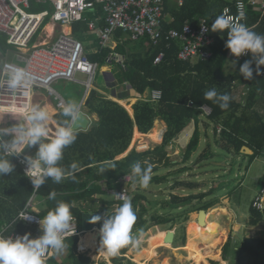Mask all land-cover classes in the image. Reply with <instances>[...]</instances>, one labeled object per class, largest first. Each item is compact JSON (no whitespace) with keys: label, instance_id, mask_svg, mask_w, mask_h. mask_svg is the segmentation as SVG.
Segmentation results:
<instances>
[{"label":"trees","instance_id":"obj_1","mask_svg":"<svg viewBox=\"0 0 264 264\" xmlns=\"http://www.w3.org/2000/svg\"><path fill=\"white\" fill-rule=\"evenodd\" d=\"M30 2L32 5L29 11L44 9L43 5L33 4V0ZM228 3L227 0H182L179 6H169L163 2V30L181 28L186 23L196 25L203 18L208 20L210 35L214 39L212 55L208 59L192 63L177 58L179 47L176 42L171 43L169 48H164L163 44L154 49L148 47L143 54L128 53L120 46L119 51L125 56V66L122 67V70L131 87L141 95L152 89H160L161 99L154 102L138 100L133 105L132 117L127 108L120 103L99 94L89 95L86 106L91 112L97 114L98 121L86 130L76 131L75 142L64 148L59 166L64 169L65 178L60 183H54L49 178L39 189L33 188L32 182L23 172L18 160L14 156L11 157V162L15 166L14 172L0 177V229L4 224H10L6 232L24 231L40 234L35 232L36 228L26 226L17 219L18 213L31 197L42 200L43 208L38 212L41 217L55 208L58 202L67 203L73 217L77 220L78 228L84 231L83 234L96 229L100 230L102 220L93 222V217L99 215L104 218L106 214H112L125 201L131 203L135 213V221L130 229L131 236L136 233L141 234L147 227L168 223L171 219L168 216L160 215L151 217L147 223L146 208L138 204L143 197L140 194H134L131 199L125 201L105 199L102 196L108 195L109 190L116 189L119 186V178L124 174L132 173V183L139 182V176L134 178L132 171L133 166L137 163L141 165L142 170H148V175L152 176V180L164 181L165 177L154 174L156 161L152 160L153 152H161L164 145L181 132L190 120H194L195 128L185 147V157L188 159L191 153L196 151L200 141L198 118L202 113L198 107L203 104L209 105L212 109L211 114L207 117L208 120L214 126L221 125L223 127L219 135L223 140L221 145L225 149L240 153L241 150L243 151L242 147L247 146L252 150V154L246 156L252 159L257 154L263 153L264 76L262 71L264 66H261V71L257 74L255 63H253V78L244 79L239 73V67L245 60L251 59L250 55L237 61L232 71L225 72L224 66L229 59L228 49L225 47L227 30L221 34L211 31L212 22L221 16L222 8ZM93 14L97 16L101 14L98 6ZM77 22L76 26L87 28L84 22ZM253 31L264 35V15ZM6 47H8L6 37L1 35L0 50H5ZM161 50L164 51V57L155 64L154 58ZM104 52L90 55L88 58L91 61L98 60L103 65L108 51ZM241 84L247 88L244 98L240 94L237 95ZM74 86L75 90L71 92L75 97L80 98L84 93V87L82 85ZM213 88L220 94L226 93L230 96L226 109H221L212 100L204 98L205 92ZM190 101L193 103L190 104ZM128 108L132 111L131 105L128 104ZM53 118L59 126L65 125V121L68 119L62 115L61 110L55 113ZM156 118L163 120L167 126L163 135V145L153 149H131L125 156L118 158L129 149L134 126L138 131L147 135L152 131ZM214 134H218L215 127ZM210 155L211 146L207 144L200 153L199 159H207ZM163 157H165V153ZM159 160L161 161L162 158L160 157ZM73 163L77 165L75 169L71 168ZM182 183L190 188L199 185L197 183ZM53 191L56 193L55 199H49V193ZM170 198L174 202L172 204H177L178 201L187 204L196 196L173 195ZM83 202L89 203V205L83 206ZM98 203H100V209L95 211L93 208L92 210L91 208ZM212 205V202L201 204L198 210L207 211ZM262 221H264L262 214L250 206L245 223L257 226ZM155 238V234L149 236L150 241ZM64 242L67 245L65 253H68L69 256L64 264H93V260L89 256L76 254L78 236L69 237ZM97 243L90 249H97ZM132 245L130 243L122 247L116 255H110L104 249L103 256L106 258L107 264H125L126 261L129 264L130 260L125 254ZM79 247L88 249L86 244ZM109 255L112 262L109 260ZM137 257L138 252H135L134 260L136 262ZM222 259L228 261L229 264H264V236H245L237 246L233 237L229 235L222 246ZM49 261L50 264H60L59 260L53 259V255ZM212 263L218 264L217 261H212Z\"/></svg>","mask_w":264,"mask_h":264},{"label":"built area","instance_id":"obj_2","mask_svg":"<svg viewBox=\"0 0 264 264\" xmlns=\"http://www.w3.org/2000/svg\"><path fill=\"white\" fill-rule=\"evenodd\" d=\"M48 2L52 5V11L47 10L32 13L27 11L30 0H0V32L8 37V42L15 46L16 61L5 60L0 66V113H15L27 115L32 107L34 89L43 88L56 100V107L62 108L65 105L63 97L54 90L53 83L58 79L77 81L76 74L87 75L83 82L86 88L91 86L97 71V64L91 61L86 55L82 42L73 34H60L55 42L50 45L33 44L29 48L32 36L41 28L46 16L57 24H69L84 20V13L88 9H94L97 4L103 5L104 27L99 28L94 22L88 24L89 29L95 32L102 43H105L116 30H122L129 34L132 40L147 37L155 45L171 42L180 44L177 58L182 61L196 62L208 59L212 55L213 37L210 35V28L206 19H201L196 25L186 23L181 28H170L163 30V2L164 0H37ZM181 4L182 0L178 1ZM222 15L236 24L246 23V9L243 0H236L234 8L225 6ZM26 48V49H23ZM251 54L242 55L239 58L230 53L228 57L239 61ZM164 57V51H160L154 58V63L160 62ZM120 60L117 54L108 57ZM9 66L24 68L31 76L28 86L23 89L10 91L4 86ZM264 76V69L262 71ZM160 89H153L150 92L149 100L158 101L161 99ZM193 102L190 101V104ZM203 116H209L212 109L209 105L203 104L198 107ZM223 127L216 125V131L221 132ZM148 149V148H146ZM138 150V149H137ZM139 150H145L139 148ZM22 152L14 156L23 172L26 174V164ZM31 181L30 177H28ZM132 173H127L119 178V186L111 190L116 201L129 199L132 186ZM251 207L259 211L264 218V185H262L252 200ZM21 214L28 215V219H20ZM38 212L33 205V197L25 207L18 213L17 219L26 226L36 228L35 232L40 233ZM10 224H4L0 229V236L15 238L23 236L24 231L6 232ZM83 230L78 228L75 217L70 224L65 239L72 236H80ZM30 238L38 236L37 233H29ZM53 254L49 249L45 254L46 264Z\"/></svg>","mask_w":264,"mask_h":264},{"label":"rangeland","instance_id":"obj_3","mask_svg":"<svg viewBox=\"0 0 264 264\" xmlns=\"http://www.w3.org/2000/svg\"><path fill=\"white\" fill-rule=\"evenodd\" d=\"M86 11L92 12V9H88ZM60 32H61L60 28L57 27L55 29V36L60 34ZM43 37L44 35L41 33L33 41H35V43L38 44ZM86 38L92 41L95 38V35L90 34L89 36L81 37V40L83 41L84 44H86L85 43ZM33 41L29 43L28 47H30ZM94 48L95 47H93L92 50ZM11 50H12L11 56H13L14 53L12 52H14L16 48L14 46H11ZM0 53L2 56L4 55L1 51ZM2 62L3 60L0 56V66L2 65ZM233 64L234 63H232L228 59L224 66V71L229 72L230 67ZM100 73L101 72H99V68H98L96 74H98L99 76ZM76 77L87 79V75L82 73H77ZM96 81L97 79L93 82L96 83ZM74 85L77 84L65 79H58L56 82L53 83V87L63 96H67V94L71 93L72 90H75ZM49 96L50 95H47L46 91L43 88L34 89L32 106L39 105L45 109H49L48 110L49 113H53V109H51L49 105L53 106L54 100ZM242 97H244V95H242ZM50 115H51V120L49 121L48 124V131H49V138H52L55 134V130L58 124L56 123L57 126L53 124V121L55 120L52 114ZM207 117L208 116L206 117L202 116L201 118L204 124L209 126L212 122H210ZM25 118L26 115L21 116L15 113L13 114L0 113V127H10L13 123H16L18 121L23 123ZM263 120H264V114H263ZM210 130L211 128L209 127V133L213 137V139H215L214 138L215 136L211 134ZM163 133L164 132L162 131L161 133L162 136ZM5 139H10V137H5ZM141 139L142 137L135 139L133 133L131 143L128 146L129 149L128 148L127 149L129 151L131 149L139 150V148L141 147L140 146L141 142L139 141ZM162 142L163 140H160L161 143L160 146L163 145ZM204 148H205V142L202 141L198 149L199 150L201 149L200 152H202ZM35 152H36V148L34 147L33 148L26 147L22 151V153L25 155H33V156L35 155ZM256 158L258 159L257 160L255 159V161L253 162L250 168V171L245 175V167L241 168L240 160L237 162V164H235L236 162L230 158V155L225 150H222L221 148H218L217 146H214L212 144L211 155L204 160V165L201 166L202 171L206 169L208 172L206 176L208 180L206 181V184L203 186V188H201V191L203 189L207 190L205 191V193H201L204 194V200H202V198L199 197L198 200L195 201L197 204H193L189 208L187 206H182L181 208H178L175 205L174 206L172 205V207H170L171 205L168 204L170 201L171 203H174L170 198L173 195L171 193H168L167 190L169 188H173V182H175V177L169 179L171 181V185H168V182L166 181L160 182L164 184L163 189H161L160 191L157 190V184L151 179L152 177L151 175L149 176L150 179L147 187L142 186L140 181L133 183L131 186L132 187L131 190H133V188L136 189L131 191L129 195V199H131V197L134 194H140L143 196L142 199L139 200L138 204L146 208L145 216L147 219V223H149L151 217L156 216L157 214L162 216H168L169 214H171V215H178V217H182V215L185 214V217L182 219V221H180L181 223H179L178 226L176 225L171 226L172 222L170 223L169 221L168 223L147 227L146 230L143 231L141 234L136 233L135 235H132L133 239L135 238L139 239L140 243L138 245H132L131 248L125 254L126 257L130 260L129 264H213L212 261H217L218 264H229L228 261H224L222 259V246L226 242L227 237L229 236V234H227V231L229 230L227 216L229 215L234 223L232 237L237 246L240 245L241 241L245 236H252V235L264 236V221L260 222L257 227L246 225L244 221L249 214V207L252 203V200L258 192L257 190L259 189L258 187L260 185L259 181L262 180V178H264L263 176L264 156L262 155V153H260L256 155ZM260 171H262L263 174L257 177V174ZM178 175L179 174L177 173V176ZM221 180L229 181L227 190H225L224 192L221 189H218V183ZM239 181H243L241 185H238ZM184 182L195 183L192 182L191 179H186ZM213 184L215 186V192L210 193L209 190ZM157 194H159L158 195L159 197L156 196ZM102 197L105 199L106 198L114 199L111 190L108 191V195H103ZM214 197H218V198L221 197V199H218L219 200L218 202L223 200L220 203H213V205L207 210L210 211L213 208L217 210L215 213H213V215L209 216V220L213 219L212 220L213 223L216 224V227L214 229L215 231L214 232L212 231L210 233L205 232V234L196 236L195 233L197 232V227L200 228L204 227L202 225H199L197 223V220H195L196 213L199 211L198 207H200L201 204H206L207 202H209L210 199H213ZM82 204L83 206L89 205V203L86 202H83ZM224 204L225 205L228 204L232 209L237 207V209L234 210L232 213L231 210L230 211L228 210L229 213L227 214L225 213L226 212L225 210L222 211L221 209L223 207L222 205ZM33 205L35 211L37 212H40V210L43 208V202L39 198L33 197ZM182 205H187V204H182ZM158 207H160V210L157 213ZM93 208L95 211L99 210L100 203L94 205L91 209L93 210ZM178 221H176L175 223H178ZM222 225L223 226L227 225L225 230L226 232L224 234L223 232H221ZM166 231H172L173 233H175V238L171 244H165L163 242ZM151 234L156 235V238L153 239L152 241L149 240V236ZM95 242L98 243H97V249L94 250L90 248L80 249L79 247L85 244L88 247H92L95 246L94 245ZM185 246L187 248H185ZM76 248H77L76 254L89 256L90 259L93 260V264H107L106 258L103 256L104 248L100 245V238L96 236L95 232L89 231L85 234H81L80 236H78V242ZM135 252H138L137 262L134 260ZM52 255L54 260L57 259L60 261V264H64L67 260L68 253H65V249L63 250V252L60 253H57L53 249ZM109 260L112 262L110 255H109ZM125 264H128L127 261L125 262Z\"/></svg>","mask_w":264,"mask_h":264},{"label":"clouds","instance_id":"obj_4","mask_svg":"<svg viewBox=\"0 0 264 264\" xmlns=\"http://www.w3.org/2000/svg\"><path fill=\"white\" fill-rule=\"evenodd\" d=\"M227 30L225 47L230 53L239 58L251 54V59L245 60L239 67V73L246 80L253 78V63L257 74L264 66V35L251 31L244 24H236L224 17L218 16L211 24V31L219 34ZM222 36V35H221ZM31 80L30 74L21 67L9 66L4 86L10 91L23 89ZM204 98L212 100L221 109L229 105L230 96L220 94L215 88L205 92ZM62 115L68 118L65 125L55 130L54 136L49 139L48 124L51 115L47 109L34 105L28 111L23 123H13L10 127H0V177L13 173L14 164L11 157L19 155L26 147L36 148L35 155H25L27 166L26 175L30 177L33 188L39 189L46 180L51 178L54 183H60L65 178V172L59 166L65 147L75 142L77 136L73 124L80 117V106L75 101H69L62 106ZM10 137V139H5ZM77 165L73 163L72 169ZM103 171V169H101ZM134 178L139 176L142 186L147 187L149 182L148 170H142L139 163L133 166ZM56 193L50 192L49 199H55ZM28 215L21 214L20 219H28ZM100 245L110 255H116L119 250L128 244L138 245L139 239H133L130 229L135 221V213L129 201H125L112 214L102 218L97 215L93 222L101 221ZM73 221L70 206L58 202L52 210L40 218V234L30 238L29 233L15 238L0 236V264H46L45 254L49 249L57 253L67 247L65 234Z\"/></svg>","mask_w":264,"mask_h":264},{"label":"crops","instance_id":"obj_5","mask_svg":"<svg viewBox=\"0 0 264 264\" xmlns=\"http://www.w3.org/2000/svg\"><path fill=\"white\" fill-rule=\"evenodd\" d=\"M178 1L179 0H165L164 2H166V5H169V6H179ZM227 1L229 3L225 6H229L230 8H234V2L236 0H227ZM243 1L245 3V9H246V23L250 26V30L253 31L256 29V27L258 26V24L261 21V18L264 15V0H243ZM33 4L43 5L44 9L37 10V11H29V8L32 5V2H30L29 7L27 8V11L32 12V13H38V12H41L44 10H47L49 12L52 11L51 3L38 2L37 0H33ZM97 6L99 7L100 13H101L98 16L93 14V12L96 10ZM97 6L92 10V12L86 11L84 13V20L80 21V22H84L86 24V27H87L86 29H83L79 26H76V24L78 22H73V23H69V24H57L50 18V15H48V16H46L41 28L32 36V38L30 40V42L33 41L37 36H39V34L42 33L44 35V37L41 39V41L38 44L50 45L51 43L56 41V39L59 37L60 34H63V33L64 34L65 33L70 34L71 33L74 36H76L82 42V44L84 46V50L86 51L85 53H86L87 57L90 55H93V54H98L101 51H105L104 53H107L106 51H108L107 57L105 58L106 59L105 63L103 65H101V63L98 62V60H93V62H95L97 64V69L99 68V72H101L99 76H98V74H95L93 81H95L97 79L96 83L92 81L91 86H89V88H86L83 84V82L86 79L76 77L77 81H72V82L76 83L77 85H82L84 87V93L80 98L75 97L72 92L67 94V96H63L60 92H58L52 86L54 88V90L56 92H58L63 97L66 104L69 101H75L80 106V111H82L83 114H85L87 116V118L89 119V124H88V127L86 129H88L91 125H93L95 122L98 121L97 114L94 112H91L88 109V107L86 106V100H87L88 96L91 94H97V95L99 94V95L104 96L105 98H108V99H111V100H114V101L120 103L122 106L127 108L129 114H131L132 117H133V105L140 99L148 100V98H149L151 91H147L141 95L140 93L135 91L131 87V85L128 83V81L125 77V74L123 73V70H122V67L125 66L124 65L125 56H124V53L119 51L120 46H122L123 49L126 50L128 53H141V54L145 53V51L148 49V47H151L152 49H154V48H157L158 46H160V45H158V46L153 45L147 37H142V38L137 39V40H132L129 37V34L127 32L122 31V30L114 31L111 34L110 38L105 43H102L101 39H99L98 35L95 32L91 31L89 29V26H88V24L90 22H94L99 28L104 27L103 5L97 4ZM221 15H222V10H221ZM256 17H257V19L255 20ZM204 19H206V18H204ZM207 22H208V20H207ZM57 27L60 28L61 32H60V34L55 36V29ZM90 34H94L95 38L92 41L90 39L86 38L85 39L86 44H84L83 41L81 40V37L89 36ZM1 35L6 37V41L8 43V47H6L5 50H0L4 54L3 55L4 57H3L0 53V56L3 60V62L5 60L16 61L17 49L14 52H12L14 54H13V56H11V51H12L11 46H14V45H12L8 42V37L6 34L0 32V36ZM89 41H91V42H89ZM171 43H173V42H171ZM33 44H36L35 41H33L31 45H33ZM28 45H27V47H28ZM163 45H164V48L170 47V46L166 47L164 43H163ZM177 45H178V47H180V44L177 43ZM93 47H95V48L92 50ZM23 49H26V48H23ZM163 50H161V51H163ZM111 54H117L119 56L120 60H122V61H117L115 58L109 59L108 57L111 56ZM229 60L232 63H234L230 67V71H232L234 69V67L236 66L237 61L232 60L230 58H229ZM188 62H191V61H188ZM196 62H198V61H196ZM192 63H194V62H192ZM103 66H105V67H103ZM46 94L49 95L47 92H46ZM239 94L241 96L244 95V97L247 94V88L244 87V85H242V84L240 85V88L237 91V95H239ZM49 97H51L54 100V105L53 106L49 105V107L51 109H53V113H50L53 116L55 113H57L62 108L56 107V100L54 99V97L52 95H50ZM32 103H33V99H32ZM128 104L131 105L132 111L128 108ZM47 110H49V109H47ZM263 114H264V109H263ZM21 116H23V115H21ZM202 116L203 115L201 114L200 117L198 118V128L200 130V141H199V144H198L196 151L192 152L188 159L185 157V147L188 144V142L191 138V135L193 133V130L195 128L196 123L194 120H190L181 132H179L176 136H174L171 139V141H169L165 146H163L161 152L155 151L152 154V160L156 161V164H154V166L156 165L155 166L156 170H155L154 174L159 176V177H161V176L165 177L167 179V180L165 179L164 181H159V182L153 180L157 184V190L158 191L163 189V186H164V184H162L160 182L166 181V182H168V185H171V181L169 179H172L173 177H175V182H173V188H169L167 190L168 193H171L172 195H176L179 197H185V196H190V195L196 196V198L189 201L190 203H187V205H182L184 203H182V202L180 203L179 201L177 204H172L171 202H169L168 204L171 205L170 207H172V205L173 206L175 205L178 208H181L182 206H187L189 208L191 205L197 204L195 201L198 200L199 197L202 198V200H204V194H201V193H205V191H207V190L203 189L201 191V188H203V186L206 184V181L208 180L206 178L208 172L206 169L203 171L201 169V166L204 165L205 159H199V156H200L199 154L201 153L200 152L201 149L199 150L198 148H199L200 143L202 141L205 142V146L207 144H210V146H212V144H213L214 146H217L218 148L225 150L230 155V158L236 162L235 164H237V162L240 160L241 161V164H240L241 168L245 167V175L250 171V168H251L253 162L255 161V159L256 160L258 159V158H256V156L253 159L250 158L249 156H246V155H249L252 153H250V151H248V150H246L247 152H245L244 146L242 147L243 151L241 150L240 153H236L233 150L225 149L224 146L221 145V142L223 140L221 139L219 133L217 132L218 134H214V127L216 128V125L214 126V124H212V123L209 126L205 125L202 118H201ZM53 124L57 126L55 121H53ZM153 126H152L153 129L151 128L152 131H150V132L148 131L149 133L147 135H145V133L138 131L137 127L134 126V130H133L134 137H135V139L142 137V139L139 142H141L140 146L144 149H146V148L153 149L155 147L160 146L161 145L160 140H163V136L161 135V133H162V131L165 133L167 130L166 123L163 120H161L160 118H156L154 120ZM209 127L211 128L210 132L213 136H215L214 137L215 139H213V137L210 135ZM212 131H213V133H212ZM164 133H163V135H164ZM49 139H51V138H49ZM143 144H145V145H143ZM128 152H129V150H127L122 155L118 156V158L125 156ZM164 153H165V157H163ZM181 153H182V155H181ZM262 155L264 156V152L262 153ZM160 157L162 158L161 161L159 160ZM177 173L179 174L178 176H177ZM262 174H263V172L260 171L257 174V177L261 176ZM245 175H244V177H245ZM186 177H188V178H186ZM186 179H191L192 182L198 183L199 185H197V187H194V188L187 187V185H184L182 183ZM242 182L243 181H239L238 185H241ZM259 182H260V185L258 188H260L262 185H264V178H262V180H260ZM228 184H229V181L221 180L218 183V189H221L224 192L225 190H227ZM209 192L210 193L215 192L214 184L210 188ZM158 193H160V192H158ZM158 195L159 194H157L156 196L159 197ZM218 199H221V197H219V198L214 197L213 199H210L209 202L220 203L221 201H223V200H221L220 202H218L219 201ZM209 202H207V203H209ZM222 206H223L221 208L222 211L225 210L226 211L225 213H227V214L229 213L228 210L229 211L231 210V213H232L234 210L237 209V207H235L234 209L230 208V206L228 204H226V205L224 204ZM213 209H215V208H213ZM213 209H211V210H213ZM159 210H160V207H158L157 213L159 212ZM207 212H210V211H207ZM207 212H206V214H208ZM157 215H159V214H157ZM160 216H162V215H160ZM168 217L171 219L170 220V223L172 222L171 226H175V225L178 226L179 223H181L180 221H182V219L185 217V214L182 215V217H178V215L169 214ZM196 218H197V213H196ZM196 218H195V220H197ZM246 218H245V220H246ZM176 221H178V223H175ZM227 221H228V226H229V230L227 231V234L232 236L234 223L231 220L230 215L227 216ZM237 224H239V223H237ZM226 226L227 225L221 226L222 227L221 232H223V234L226 232L225 231ZM257 226H255V227H257ZM223 227H224V229H223ZM93 232H95L96 236L98 238H100L99 229H96ZM174 238H175V233H174ZM157 240H158V238H157ZM96 243L97 242H95L94 245ZM93 247L94 246H92V247L87 246V248H93Z\"/></svg>","mask_w":264,"mask_h":264},{"label":"water","instance_id":"obj_6","mask_svg":"<svg viewBox=\"0 0 264 264\" xmlns=\"http://www.w3.org/2000/svg\"><path fill=\"white\" fill-rule=\"evenodd\" d=\"M89 124V119L87 118V116L85 114H83L82 111H80V117L79 119L72 125L74 131H78V130H86V128L88 127ZM244 150L245 152H247L246 150L250 151V153H252V151L250 150V148H248L247 146H244ZM205 210L200 209L197 212V223L199 225H204L205 221H204V217H205ZM174 239V233L172 231H166L165 233V237H164V243L165 244H171L173 242Z\"/></svg>","mask_w":264,"mask_h":264},{"label":"bare ground","instance_id":"obj_7","mask_svg":"<svg viewBox=\"0 0 264 264\" xmlns=\"http://www.w3.org/2000/svg\"><path fill=\"white\" fill-rule=\"evenodd\" d=\"M69 28V27H68ZM105 67V66H103ZM107 69V68H106ZM145 145V144H143ZM142 148V147H141ZM216 212V209H213V210H210V212L208 214H205V217H204V221H205V224L202 225L204 226L203 228H200V227H197V232L195 233L196 236L198 235H202V234H205V232H214L215 230V227H216V224L213 223V219L212 220H209V216L213 215V213ZM218 230V229H217ZM190 241V240H189ZM164 242V241H163ZM184 247V246H183ZM185 248H187L185 246ZM191 249V248H190ZM188 250V249H187ZM198 258V257H197Z\"/></svg>","mask_w":264,"mask_h":264}]
</instances>
